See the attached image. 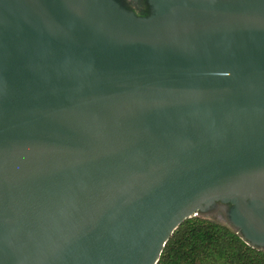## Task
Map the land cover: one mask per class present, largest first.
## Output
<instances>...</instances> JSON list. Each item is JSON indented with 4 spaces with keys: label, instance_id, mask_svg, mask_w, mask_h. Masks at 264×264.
<instances>
[{
    "label": "water",
    "instance_id": "95a60500",
    "mask_svg": "<svg viewBox=\"0 0 264 264\" xmlns=\"http://www.w3.org/2000/svg\"><path fill=\"white\" fill-rule=\"evenodd\" d=\"M147 2L0 0V264H158L220 203L264 247V0Z\"/></svg>",
    "mask_w": 264,
    "mask_h": 264
},
{
    "label": "trees",
    "instance_id": "16d2710c",
    "mask_svg": "<svg viewBox=\"0 0 264 264\" xmlns=\"http://www.w3.org/2000/svg\"><path fill=\"white\" fill-rule=\"evenodd\" d=\"M260 254L229 226L193 217L174 232L158 264H264Z\"/></svg>",
    "mask_w": 264,
    "mask_h": 264
},
{
    "label": "flooded vegetation",
    "instance_id": "af4514ba",
    "mask_svg": "<svg viewBox=\"0 0 264 264\" xmlns=\"http://www.w3.org/2000/svg\"><path fill=\"white\" fill-rule=\"evenodd\" d=\"M116 1L120 4V6L123 9L132 12L137 16H148L151 13V7L149 6L147 0H116ZM229 209H230V205H224L220 203L215 209H213L210 212L211 215L220 219L222 218L221 220L226 221ZM247 245L250 247V249L257 251L259 255H262L260 253H264V247L252 246L248 243Z\"/></svg>",
    "mask_w": 264,
    "mask_h": 264
},
{
    "label": "rangeland",
    "instance_id": "374dc122",
    "mask_svg": "<svg viewBox=\"0 0 264 264\" xmlns=\"http://www.w3.org/2000/svg\"><path fill=\"white\" fill-rule=\"evenodd\" d=\"M200 217L226 225L225 221H222L213 215H200Z\"/></svg>",
    "mask_w": 264,
    "mask_h": 264
}]
</instances>
